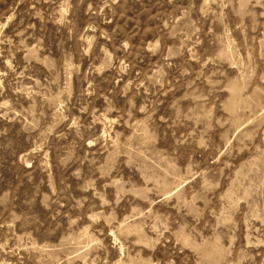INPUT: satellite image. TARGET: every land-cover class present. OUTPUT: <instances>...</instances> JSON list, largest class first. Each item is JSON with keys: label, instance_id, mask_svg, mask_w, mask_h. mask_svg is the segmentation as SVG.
<instances>
[{"label": "rangeland", "instance_id": "obj_1", "mask_svg": "<svg viewBox=\"0 0 264 264\" xmlns=\"http://www.w3.org/2000/svg\"><path fill=\"white\" fill-rule=\"evenodd\" d=\"M0 264H264V0H0Z\"/></svg>", "mask_w": 264, "mask_h": 264}]
</instances>
